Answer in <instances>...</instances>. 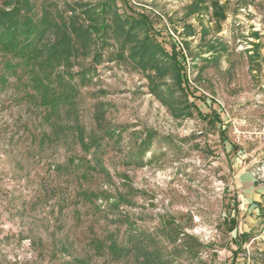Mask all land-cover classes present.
Returning a JSON list of instances; mask_svg holds the SVG:
<instances>
[{
    "label": "rangeland",
    "instance_id": "374dc122",
    "mask_svg": "<svg viewBox=\"0 0 264 264\" xmlns=\"http://www.w3.org/2000/svg\"><path fill=\"white\" fill-rule=\"evenodd\" d=\"M23 1L33 19L74 7L82 27V9L111 6L69 63L43 70L0 47V264H264L263 195L242 205L264 189L247 179L264 158V0L0 9ZM114 14L155 58L131 56ZM35 80L69 100L51 108Z\"/></svg>",
    "mask_w": 264,
    "mask_h": 264
},
{
    "label": "trees",
    "instance_id": "16d2710c",
    "mask_svg": "<svg viewBox=\"0 0 264 264\" xmlns=\"http://www.w3.org/2000/svg\"><path fill=\"white\" fill-rule=\"evenodd\" d=\"M93 6L88 5L82 9L83 16H87L90 20L89 26L86 27H82L81 24L77 23L80 15L76 13L74 7L69 9L71 13L68 19L62 17L56 19L50 16L47 10L42 11L38 18L33 19L30 15L31 7L24 1L20 5L17 2L9 9H0V47L4 51L25 56L32 61L35 60L36 65H40L43 70L55 68L60 61L68 62L74 53L73 51L80 50L85 53L90 43L94 42L92 39L94 34L100 35L99 31L105 34L109 24L106 21V15L111 5L109 2L104 1L98 9ZM114 15H116V27L123 34L124 41H133L130 51L131 56H137V61L142 65L145 55H148V58H155V54L160 49L149 40V36L137 38L136 33L131 30L134 23L121 18L117 14ZM70 33L81 42L79 49L76 47L74 49V38L71 37ZM155 64V59H153L150 65L155 66ZM177 74V80L180 81L179 73ZM33 84L40 92L41 101L43 103L48 102L51 108L62 101L69 100L72 91H66L62 95L63 97L59 93L48 96L50 94L48 92H51L52 89L49 88L47 82L35 80ZM109 246L110 251L114 254L117 253L116 250H119V247L113 241L110 242Z\"/></svg>",
    "mask_w": 264,
    "mask_h": 264
},
{
    "label": "crops",
    "instance_id": "0c3cea01",
    "mask_svg": "<svg viewBox=\"0 0 264 264\" xmlns=\"http://www.w3.org/2000/svg\"><path fill=\"white\" fill-rule=\"evenodd\" d=\"M250 173H248L249 175ZM248 180H253V178L251 177H247ZM263 195V198H264V189L263 188H260L257 187L256 189H247V193H244V202H243V210H247L249 208H252V210L254 211L256 208H258L257 204L261 201L262 202V195ZM264 201V200H263ZM240 204L238 203V206ZM236 217V216H235ZM263 219V220H262ZM262 222L264 221V217H262Z\"/></svg>",
    "mask_w": 264,
    "mask_h": 264
},
{
    "label": "built area",
    "instance_id": "2783aa9c",
    "mask_svg": "<svg viewBox=\"0 0 264 264\" xmlns=\"http://www.w3.org/2000/svg\"><path fill=\"white\" fill-rule=\"evenodd\" d=\"M250 174L254 180L260 182L264 187V158L252 163Z\"/></svg>",
    "mask_w": 264,
    "mask_h": 264
}]
</instances>
